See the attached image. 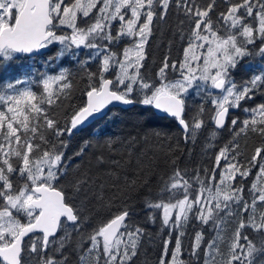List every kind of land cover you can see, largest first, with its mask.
<instances>
[{"label": "snow or ice", "instance_id": "1", "mask_svg": "<svg viewBox=\"0 0 264 264\" xmlns=\"http://www.w3.org/2000/svg\"><path fill=\"white\" fill-rule=\"evenodd\" d=\"M164 28L183 47L173 59L169 40L149 75L146 47ZM250 46L264 56V0H0V62L56 47L49 61L70 56L87 78L63 126L49 109L73 89L67 68L41 74L40 91L30 78L0 87V264H136L146 240L159 242L156 264H264V145L247 157L240 145L264 138V102L229 118L264 95V71L231 75ZM113 102L162 111L185 144L203 136L210 163L181 168L179 143H159L160 132L85 141L67 156L62 137ZM221 131L230 138L212 143ZM151 176L160 187L143 212L155 234L129 203L112 212Z\"/></svg>", "mask_w": 264, "mask_h": 264}, {"label": "trees", "instance_id": "2", "mask_svg": "<svg viewBox=\"0 0 264 264\" xmlns=\"http://www.w3.org/2000/svg\"><path fill=\"white\" fill-rule=\"evenodd\" d=\"M220 3V0H218ZM221 7L223 5L221 4ZM175 20L174 16L169 17V24L171 25ZM173 40L171 46V57L173 59L178 58L180 55V49L183 47L178 41L174 40L172 31L170 28H164L162 33H156L149 41V45L146 47V57L144 61L148 74H153L163 57L168 54V41ZM259 43V42H257ZM253 54L243 57L237 64L235 69L231 70L233 79L239 84L249 80L253 75L264 71V56H261L254 48ZM53 54L46 53L44 55L29 57L26 55H16L10 61L0 62V87L6 85L9 82H15L17 79H31V87L35 91H40V86L36 82L41 79V74L53 75L58 74L61 69L67 68L71 74L70 79L73 81V89L70 94L65 98L62 97L60 101L55 103L50 109L49 114L53 115L55 119L59 120L63 126L70 118L72 112L82 106L86 97L83 92L86 88V76L83 71L80 70V66L76 60H73L70 56H65L59 59L58 62L49 61L48 57ZM86 53L82 50L80 58H83ZM94 70V69H93ZM142 72L144 69L141 70ZM175 76V74H171ZM264 102V95L257 93L252 100L242 102L241 109H230L229 118L238 116L244 118L246 113L242 111L244 107H253L256 104ZM196 103H199L197 100ZM207 107V105H206ZM152 132H160L162 134L159 143H179V150L177 156L179 165L181 168L187 167L191 170L198 163L209 164L210 161L201 153L202 145L205 142L203 136H198L196 143L185 144L181 139V130L176 121L167 116H161L156 113V110L151 106H144L139 103H134L130 108H113L102 119L97 120L91 126L87 128H78L73 131V134L69 137L65 135L62 139L67 141V149L65 154L71 156L74 152L78 151L85 141H91L93 145L97 142H103L106 139H123L129 135H144L145 133L151 134ZM164 136L169 137L168 141H164ZM230 138V133L227 131H221L218 139L212 141L215 144H221L227 142ZM241 150L245 156H251L254 149L258 146L264 145V138H261L255 134L249 133L247 137L240 138ZM191 149V152L189 150ZM96 148L93 147L91 151L86 154V160H93ZM213 150H210L208 155L212 154ZM76 163H80V159L74 158ZM159 173L164 174L168 169L163 165L159 168ZM255 173V169L253 170ZM252 177L249 178L251 180ZM159 183L155 176L149 177V183L142 186L135 191H131L127 196L116 202V206L112 209L115 212L124 203H129L135 210L133 220L147 227L148 231L155 234L156 227L153 225L144 224V212H143V200L152 196L159 190ZM110 213L108 210H104L101 213V219H106ZM160 255L159 242L145 241L143 244V250L137 258L136 264H156V261ZM72 264H77L75 257H72Z\"/></svg>", "mask_w": 264, "mask_h": 264}, {"label": "water", "instance_id": "3", "mask_svg": "<svg viewBox=\"0 0 264 264\" xmlns=\"http://www.w3.org/2000/svg\"><path fill=\"white\" fill-rule=\"evenodd\" d=\"M47 52V49L46 50H41L40 53H35V54H18V55H26V56H30V57H33V56H40V55H44L45 53ZM134 104V103H133ZM133 104H129V105H125V104H122V103H119V102H113L112 104L108 105L107 108L104 109V111L97 115L96 117L94 118H90L89 121H86L84 125L80 126L79 128L83 129V128H87L89 126H91L93 123H95L97 120L99 119H102L104 118L111 109L113 108H117V107H121V108H130L133 106ZM156 110V109H155ZM156 113L161 115V116H167V117H170L168 116L167 114L163 113L162 111L160 110H156Z\"/></svg>", "mask_w": 264, "mask_h": 264}, {"label": "flooded vegetation", "instance_id": "4", "mask_svg": "<svg viewBox=\"0 0 264 264\" xmlns=\"http://www.w3.org/2000/svg\"><path fill=\"white\" fill-rule=\"evenodd\" d=\"M56 51H57V48L56 47H51V48L47 49V52L46 53L54 54ZM33 57H36V56H33Z\"/></svg>", "mask_w": 264, "mask_h": 264}]
</instances>
